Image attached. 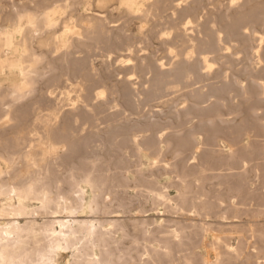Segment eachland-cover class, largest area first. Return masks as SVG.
Segmentation results:
<instances>
[{
  "label": "rangeland",
  "instance_id": "374dc122",
  "mask_svg": "<svg viewBox=\"0 0 264 264\" xmlns=\"http://www.w3.org/2000/svg\"><path fill=\"white\" fill-rule=\"evenodd\" d=\"M172 1L161 0L162 9ZM181 1L176 2L183 5L176 15L167 10L163 18L145 25L143 29L140 26L144 16L138 4L130 7L114 3L101 11H96L94 7L98 20L111 31L107 37L109 41L104 44L111 54L103 56L96 39L81 35H76L67 68L48 55L46 50H39L45 54L40 72H46L50 65H54L56 70L45 79L37 78L35 92L21 103L38 99L49 82L55 84L56 94L59 93L64 86L59 75L65 69L72 73L74 82L81 81L87 64L78 65L77 60L89 61V68L94 66L96 73L90 78L88 87L105 93L91 106L82 103L75 110L71 105L65 106L66 112L80 116L76 118L77 140L82 142L77 144L75 155L70 150H58L67 157L57 175L65 181L66 186L84 189L88 204L94 200V193L85 182L71 179L72 170L79 167L81 172L103 181L96 199L111 195L113 209L109 210L111 213L107 212L110 215L100 213L96 217L102 220L118 219L120 224L127 227L128 236L121 231L115 236L120 247L117 253L125 255L124 264H134V260L139 258L146 259L142 254L147 243L141 242L143 246L139 244L140 240L143 241L141 238L159 236L158 240H162L158 223L164 228L174 229L181 221L182 225L189 227L190 220H201L197 209L191 208L195 201L192 194L198 189L208 193L209 202L218 201V194L222 198L219 201L221 209L205 218L214 227L221 225L220 216L230 211L232 205L243 207L238 197V192L243 190L254 194L247 207L250 216H243L241 220L235 218L232 222L242 223L253 215L264 221V214L261 213L264 208L258 205L264 198V62L260 60V56L264 58V41H260L261 36L264 38V12L257 13L258 20L250 19L239 26L243 36L238 37L235 29L239 15L264 0ZM17 2L4 0L2 4L13 8ZM74 2L73 8L67 2V12L55 18L58 24L62 17H69L71 11L78 16L86 15L88 11L83 9L84 1ZM189 20L201 21L202 27L193 28ZM55 29L60 31V25ZM186 34L197 42L198 53L193 58H181L179 55V44ZM243 37L247 40L246 45L243 44ZM212 38L221 41L213 44ZM205 42H208L206 47L203 45ZM259 45L262 46L260 55L256 52ZM130 46L133 51L129 50ZM193 65L197 66L196 78L191 81L193 85L178 92L170 90L174 93L169 95L167 91L165 96L149 97L148 89L156 73H168L176 78ZM0 83L8 88L18 84L19 80L2 76ZM216 87L224 89L222 96L214 93ZM191 91L193 93H189ZM197 92H203L206 96L197 100L194 97ZM182 140H188L191 146L181 147ZM211 153L217 154V157L201 187L193 180L194 176L189 174V170L197 163L203 164L205 156ZM170 163L172 166L168 167ZM184 169L189 175L188 180V175L185 179L192 186L193 193L188 200L193 202L187 200L189 203H186H191V206L185 205L184 212H171L165 205H155L148 189L166 190L176 198L183 181L179 177ZM234 177L239 182L238 186ZM89 213L88 210L79 215L86 217ZM145 219L148 222L146 232L135 234L133 224ZM153 229L152 236L150 233L144 236ZM141 234L143 237L139 238ZM237 237V232L231 235L234 247L240 243ZM191 238L195 239L193 236ZM207 239L211 240L212 236L207 235ZM155 244L158 245V241ZM70 254H64L58 264H70ZM122 262L118 261L119 264ZM231 264H237V261Z\"/></svg>",
  "mask_w": 264,
  "mask_h": 264
},
{
  "label": "bare ground",
  "instance_id": "6f19581e",
  "mask_svg": "<svg viewBox=\"0 0 264 264\" xmlns=\"http://www.w3.org/2000/svg\"><path fill=\"white\" fill-rule=\"evenodd\" d=\"M3 1L0 0V77L17 78L19 83L8 88L0 83V264H58L66 253H71L70 264H119L118 261L122 262L125 255L117 253L120 247L115 236L119 231L128 236L127 227L120 224L118 219L102 220L96 217L100 213L105 215L112 208L111 195L101 200L96 199L103 181L81 172L79 167L72 170L71 179L85 182L94 193V200L88 204L84 189H76L73 185L66 186L65 181L57 175L67 157L58 150H70L75 155L77 144L82 142L77 140L79 135L76 118L80 116L66 112L65 106L71 105L73 110L82 103L91 106L92 102L105 93L88 87L90 78L96 73L94 66L89 68V61L75 60L78 65L87 64L81 81L74 82L72 73L65 69L59 75L64 82L59 93L56 94L55 84L49 82L38 99L27 104L21 103L35 92L37 78L45 79L56 70L54 65H50L46 72H40V64L45 59V54L39 50H46L48 55L67 68L70 63L69 54L75 47L76 35H81L83 38L96 39L103 56L111 54L104 46L109 41L107 37L111 31L98 20L94 7L96 11H101L114 3L130 7L138 4L139 11L144 16L140 26L143 29L145 25L163 18L167 10L176 15L182 3L176 4L180 0H173L162 9L161 0H83V9L89 13L78 16L71 11L70 16L62 17L58 24L55 18L67 12V2L73 8L74 0H18L13 8L4 6ZM259 12H264V2L256 3L248 12L239 15L235 26L238 37L243 36L239 26L250 19L258 20L256 15ZM188 23L193 28L202 27L201 21L189 20ZM57 25H60V31L55 29ZM212 40L213 44L221 41L219 38ZM260 41H264L262 36ZM243 44H247L245 38ZM203 45L206 47L208 42ZM179 47L181 58H193L198 53L196 39L190 34L182 37ZM261 49L262 46L259 45L256 50L259 55ZM129 50L133 51L132 46ZM260 60L264 62L263 56H260ZM148 69L151 70L152 67L149 66ZM196 73V65L181 72L176 78L168 73H156L148 89L149 97L165 96L167 91L169 95L174 93L172 91L178 92L190 87ZM170 90L172 91L169 92ZM213 91L220 97L224 89L216 87ZM205 96L203 92L194 94L197 100H202ZM160 135L163 134L160 132ZM180 146L189 148L191 143L182 140ZM217 154H208L203 164L197 163L198 166L189 170V174L195 178L192 177L193 180L201 187L207 171L213 168L211 166ZM169 166H172L171 163ZM260 168L258 169L261 170ZM187 172L184 169L179 177L183 181L178 187L176 198L171 197L166 190L148 189L153 195L154 204L165 205L171 212H184L185 205H188L186 203L191 201L188 196L193 193L192 186L187 181ZM234 181L238 186V180L235 178ZM227 183L231 184L230 181ZM206 193L201 189L196 190L195 195L192 194L195 197L194 203L192 206L191 203L188 205L197 209L201 216L199 222L188 218L191 221L189 227L182 225L181 221L182 224L177 223L174 229L164 228L158 223L156 225L161 229L159 235L162 240H158L159 236H156L157 239L150 236L144 239L143 234L138 235L139 238L143 237L139 244L144 241L147 243L144 254L140 252L146 259L134 260V264H231L234 261L237 264H264V221L253 215L245 222H232L235 218L241 220L243 216H250L247 207L254 196L253 192L239 191L238 197L243 207L232 205L230 211L220 216L222 222L218 227L206 222L205 218L221 209L219 201L222 198L218 194V201H214L217 203L209 202ZM258 205L264 208V198ZM88 210L92 215H79ZM190 212L191 209L188 213ZM261 213L264 214V209ZM146 220L135 221L132 231L135 234L146 232ZM226 221L229 222L224 223ZM153 232L154 229L144 236ZM234 232H237L240 242L235 247L231 242ZM207 235H211L212 239L208 240ZM156 241L158 245L155 244ZM197 250L202 252L198 253Z\"/></svg>",
  "mask_w": 264,
  "mask_h": 264
}]
</instances>
